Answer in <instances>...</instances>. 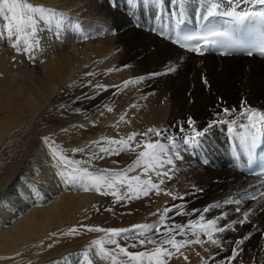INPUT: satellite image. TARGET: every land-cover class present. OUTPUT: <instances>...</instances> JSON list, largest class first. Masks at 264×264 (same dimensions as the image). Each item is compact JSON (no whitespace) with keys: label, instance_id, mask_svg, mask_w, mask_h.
I'll return each mask as SVG.
<instances>
[{"label":"bare ground","instance_id":"obj_1","mask_svg":"<svg viewBox=\"0 0 264 264\" xmlns=\"http://www.w3.org/2000/svg\"><path fill=\"white\" fill-rule=\"evenodd\" d=\"M38 1L42 2V0ZM66 1L73 13V16H70L71 21L65 25L66 29L71 27V30H67V40L72 32L75 33L76 13L81 10L83 12L79 16L82 18L83 33L100 34L102 25L95 21L101 20L100 12H103L104 25H110L116 32L128 25L125 23L122 12L118 10L117 2H121V0H114L116 3L114 10L109 8L108 1L110 2V0L87 1L80 7L78 6L81 0ZM139 5L146 9L142 3ZM197 8V0H191L187 5V14L183 19L191 22L199 21L196 15ZM143 9H141V13L138 11L133 13V20L136 26L140 27V31L127 28L125 32H119L116 43L111 44L110 48H107L104 40L93 42L92 38L84 33L83 38L87 37L88 43L71 47L68 60L57 58L59 52L56 47L55 29L47 30L48 26L45 24L38 27L37 35L40 45L37 50L38 66L35 68L24 71L12 69L7 57H4L3 50L0 49V73L2 74L0 79V113H2L0 116V146L4 142L10 141V146L14 150L9 161L0 167V183H3L0 188L5 189L0 195V260L6 259L9 255L21 256V250L31 244L30 249L33 251H29L23 257L21 264H36L42 261V258L34 257L37 253L38 243L43 239L48 241L51 237L56 239L72 227L80 228L82 225H86L88 218L92 220L91 216L96 212L93 208H97L98 212H101L100 222L103 224V228L117 227L115 222L111 223L112 225L109 227L104 223L107 213L103 209L109 205L108 196L100 195L95 191L84 192L78 187L71 189L65 187L56 176V169L50 163L49 149L42 142H39L30 154L26 151V147L20 146L24 139L19 137L17 130H21L22 125L28 121L32 114L43 110L49 104V100L56 95V92L65 86H70L72 94L77 92L79 95H85L82 101L72 104L71 110H81L82 116L76 117L75 122L78 126H84L81 132L85 133L89 140L98 138L97 136L101 133H110L112 137H115L112 127L123 135L126 131L130 132L129 134L143 133L151 127L161 130L171 127L174 138H180L176 147L182 159L175 161L172 179L165 178L166 182L161 187L173 195L183 196L184 199L174 201L172 196L164 195L163 192L159 195L153 193L148 197L136 199L134 204H130L131 208L129 209L132 217L135 218L134 221L139 224H158L159 215H152V213H156L157 210L163 212L166 204L184 205L189 212L192 209L202 211L205 206L226 200L229 197L255 195L256 199L246 198L239 205L241 211L255 210L251 222L242 227L238 226L237 231L222 234L221 243L225 246H233L229 243L230 241L250 234L251 238L242 245L243 252L237 257V261L239 264H264V195H262L264 182L257 178L247 177L241 172L247 157L240 147L239 137L244 134L245 130L233 126V131L229 133L227 130L229 126L226 124H215L211 128L208 127L210 122L218 119H232L239 113L242 101H246L247 105L253 108L264 110V59H259L256 56L220 58L212 55H202V58H197L182 52L171 44V40L174 39L173 29L170 30L166 26L167 19L164 20L165 34L161 35L159 30L162 27V22L156 17V9L147 8L153 10L152 22L145 16ZM91 14L94 16L93 19H89ZM109 22L111 23L109 24ZM152 29H157V31H152ZM129 30H132L133 33ZM74 39L76 40L75 37ZM130 45L132 46L130 47ZM117 48H121V58L128 59V62H132L131 59L134 61L131 73L129 72V75H125L123 78L130 76L127 81L143 78L145 85L158 84L155 95L151 96L152 103L147 101L146 106L141 104L137 98L140 90L134 88L135 83H130L125 87L122 78L105 83L108 90L94 89L90 92L89 87L92 84L83 88L86 82L92 81V78L87 75V70L90 71L95 67V64L100 60L98 57L104 56L105 58L107 53L111 54L113 50L117 51ZM130 48L131 56L128 53ZM136 55L139 57L141 55L142 58ZM190 61L199 64L194 69L190 68L191 71L189 68L182 70L183 64ZM170 68L172 71H169ZM109 69L107 68L105 71ZM153 73L156 75H151ZM12 75H16V77H12ZM200 75H204V79L210 81L214 87H228V90L236 96L234 104L236 113L209 122L193 121L192 126L187 124L189 118L193 120V117L201 115L199 114L200 108L208 102V97L204 95L200 82ZM112 83H116L115 89H109V84ZM78 84L82 86L79 91L74 87ZM85 97L90 98L86 99ZM105 105L111 106L113 111L108 112ZM142 114L148 116L147 121L144 122L139 118L130 122L133 117H139ZM121 115H125V121L117 123ZM204 118L205 116H201L198 119ZM93 121H95V126L89 127ZM181 126L185 132L180 131ZM193 128L196 130L207 129V131L204 136L196 138L199 143L186 145L184 139L192 137ZM150 137L159 139L153 134H150ZM13 139L16 141H12ZM142 139H144L142 136L136 137L137 141ZM146 139L148 138L146 137ZM237 155L241 157L240 166L235 159ZM195 158L198 160L195 161ZM136 174L131 173V175ZM153 179L158 178L153 177ZM33 185L38 186L39 196L34 194ZM200 189L202 191H199ZM236 207L237 205H225L221 209L213 208L205 215L206 218L212 219L217 217L221 211H226L228 219L220 221L221 224H225L230 220L239 219L240 214L233 211ZM199 215L200 212H197L195 216L169 214L172 219L167 220V223L184 224L187 220H195ZM123 220L122 227L130 226V222L128 224ZM52 233L56 235H50ZM95 234L98 233H92L93 238L98 239L100 235L95 236ZM220 236L221 234H217L216 237ZM182 238L177 237V239ZM188 238L191 239V236L189 235ZM201 240H205V238L201 236ZM58 241L56 247L54 246L55 248L53 247L49 251L50 255L56 257L54 264H82L85 251L70 253L69 247L74 245L73 242L82 246L83 240L75 239L69 242L58 239ZM202 245L193 244L182 249L184 255L189 257L188 261H185L183 256L176 254L169 264H202L201 257L207 258L205 253L209 248L212 250L214 247L207 241ZM200 246L204 249L201 250ZM205 249L207 251L204 252ZM99 251L98 246L89 248V258L93 259L95 264H109L106 258L102 259L93 255V252ZM221 255L215 261L216 264L230 256L231 251ZM117 264H121V262L117 261ZM209 264H212V261H209Z\"/></svg>","mask_w":264,"mask_h":264},{"label":"snow or ice","instance_id":"obj_2","mask_svg":"<svg viewBox=\"0 0 264 264\" xmlns=\"http://www.w3.org/2000/svg\"><path fill=\"white\" fill-rule=\"evenodd\" d=\"M130 8L134 11L139 4L147 9L149 7L156 9V17L161 20L162 27L159 30L164 35V20L168 21L166 25L170 30L176 25L183 22L187 14V5L191 0H127ZM197 17L200 22L201 32L199 34L182 35L177 33L174 43L178 44L190 52L198 55H205L209 51H217L220 55H230L233 50H239L244 54L251 56L254 48L264 55V0H197ZM218 18H223L224 23H217ZM0 23L3 27L0 30V36H6L12 40V47L18 52L26 54L30 59H35L34 52L39 49L40 40L37 35L40 24L47 25V30L55 29L54 35L59 38L60 33L68 23V18L54 8H47L43 5H34L29 0H0ZM245 25L258 27L261 32V40L254 47H248L238 39L234 33L238 28ZM77 27L78 26H74ZM157 31V29H152ZM87 38V37H85ZM171 39V36H169ZM195 41V43H191ZM169 71H172L170 68ZM91 75V74H87ZM155 76L156 74H151ZM143 78H137L136 81H126L125 87L130 83H136ZM206 83V81H205ZM99 90H107L106 85H91ZM86 99L90 97H85ZM79 98H77V101ZM74 101V102H77ZM65 105H60V109H65ZM108 112H112L111 106H104ZM79 113L80 109L74 110ZM236 109L224 108V116H232ZM103 115V112H101ZM218 116L220 114H217ZM125 121V115L119 117L117 123ZM95 126V121L92 122ZM187 124L192 126L193 120L189 118ZM215 124L228 125V131H233V126L244 129L245 132L239 137L240 147L247 157L250 164L255 154V150L264 143V110H259L247 105L246 101L241 102L239 113L232 119H218L210 122L208 127ZM80 127H83L81 125ZM68 131V129H62ZM181 132H185L183 126ZM193 135L185 138L184 143H199L196 139L205 135L207 129H192ZM150 134L159 139H152ZM137 136L147 137L148 139L136 140ZM42 142L48 147L51 165L56 169V176L60 182L67 188L78 187L84 192L95 191L104 196L111 195L114 202H127L142 197H148L155 193L156 195L163 192L164 195L172 196V199L183 200V196L173 195L162 189L167 180L172 179L175 171V161L182 159L177 147L175 138L168 134L167 129H158L156 127L148 128L145 132H133L127 137H102L100 140L89 142L88 148H97L92 151L86 160L73 159L77 153H85L86 148H74L71 154L65 153L64 150L51 140L50 137H43ZM143 149L137 153V149ZM122 153H137L136 159L122 169H101L92 171L91 163L95 159H103L104 155H121ZM103 154V155H99ZM240 166L241 157H235ZM114 163H119L114 161ZM131 173H137L131 175ZM264 175V173H262ZM153 177L158 179L154 180ZM34 194L39 196V188L33 185ZM199 191H202L200 189ZM264 195V193H262ZM256 199L255 195L229 197L223 201H217L212 205L205 206L203 210L192 209L189 212L184 205L173 203L165 205L163 212L157 210L152 215H159L158 224H135L130 228H101L98 226L82 225L89 232H105L108 235L107 244L114 245V249L105 248L104 242L93 241L94 246H99V252H93V255L100 258H106L109 264H117L116 251L128 257L129 264H169L174 255L183 256L185 261L189 257L184 255L182 249L190 247L193 244H203L205 241L210 242L217 248L223 249L221 243L222 234L229 231H237L238 226H243L251 222V217L255 214L254 209L241 211L239 205L245 199ZM225 205H237L233 211L240 214L239 219L230 220L225 224L220 221L228 219V213L221 211L220 214L212 219L206 218V213L213 208L221 209ZM111 211V209H107ZM197 212L200 215L195 220H187L184 224L167 223L172 219L169 213L175 216H195ZM159 225V226H158ZM78 229L72 227L69 234H77ZM221 234L219 238H214ZM55 236V233L50 234ZM189 235L191 239H189ZM201 236L205 240H201ZM177 237H183L177 239ZM250 234L240 236L229 243L233 244L231 255L224 258L219 264H232L237 257L243 252L242 245L250 239ZM131 241L130 244H121L120 240ZM228 242V241H225ZM144 248V251L129 252L128 248ZM151 246V247H149ZM207 251V249H205ZM199 256V253H197ZM201 257L202 264H216L215 257ZM82 264H95L93 259L89 258V252L83 253Z\"/></svg>","mask_w":264,"mask_h":264},{"label":"rangeland","instance_id":"obj_3","mask_svg":"<svg viewBox=\"0 0 264 264\" xmlns=\"http://www.w3.org/2000/svg\"><path fill=\"white\" fill-rule=\"evenodd\" d=\"M87 1H95V0H85L84 2L81 0V3L78 7L83 6ZM29 2L34 4V5H43L44 7H47V8L56 9L57 11L63 13L68 18V23L71 21L70 16L71 15L73 16L72 9L69 7V3L66 0H42V2H39L38 0H34V1H29ZM108 3H110L109 8L114 10L115 4H116L115 1L110 0V2L108 1ZM117 5H118V10H120L122 12V14L124 15V19L126 21L125 23L128 25L122 27L120 31L116 32L113 28L110 27V25L109 26L104 25L105 20L104 21L102 20V19H104V17H102L103 12H100L99 14H101V17H100L101 20L98 19L95 21H96V23L102 25L101 26L102 29L100 30L101 35L100 34L94 35V33H90V32H89V34H87L84 32L86 35H88L90 38H92L91 40L93 42H95L97 40H104V42L107 45V48H110L111 44L116 43L117 34L119 32H121V31L125 32L127 30V28H130V29L134 28L136 31H140V27L136 26L135 21L133 20V13H135V11H138V13H141V9H143V7L141 5H138L137 9H135L133 11L130 8L127 0H121V2L120 1L117 2ZM143 11H144L145 16H147L150 19V22H152V19L154 16L153 10L143 9ZM82 12L83 11L81 10V11L76 13L77 16L74 15V16H76V24L74 26H78V28L76 27L74 34H73V32L70 34V36L68 37V40H67V35H68L67 30L68 29L71 30V27L68 29H66L67 27H65L64 30L60 33L59 38L56 37L57 43L56 42L55 43H56V47H57L58 52H59L58 57H57L58 59L68 60L69 50L71 47H73V46L76 47V46H80L82 44H86L88 39L83 38L84 33L82 31V25H81L82 24V18H80V16H79L82 14ZM93 17H94L93 14H91L89 19H93ZM68 23H67V25H68ZM110 23L111 22H109V24ZM40 26H42V24H40L38 27H40ZM2 27H3V25H2V23H0V30H2ZM89 28H91V26H89ZM129 32L133 33L132 30H129ZM51 34L53 35V33H51ZM74 37L76 38V40L74 39ZM100 42H103V41H100ZM12 43H13V41L8 40L6 38V36H0V45H1L0 49H1V51L3 50L4 55H5L4 57H7L8 63L11 65L12 69H15L17 71H24V70H29L30 68H35L36 66H38L37 65L38 64L37 63L38 62L37 61V53H38L37 50L34 52L35 59H30L29 56L26 54H23V52L18 53L11 46ZM131 46L132 45H130V47ZM89 52L91 53V51H89ZM119 52H120V54H119ZM121 52H122L121 48L120 49L117 48V51L113 50V52L111 54L107 53V56L105 58H104V56H101L102 58L98 57V59H100V60H98V62L95 64V67L90 71L87 70L88 74H91L88 76H89V78H92V81L90 80V81L86 82L83 85V88L89 87V85H91V84L92 85H96V84L105 85V83H107V82L109 83L113 79L116 80V79L122 78V82H126L127 80H129L130 76H128L126 78H123V77L125 75L126 76L129 75V72L131 73L130 70H132L134 67V65H132V64H134V61L131 59L132 62H128V59L125 60L123 57L121 58V56H120V55H122ZM128 53L131 56V48H130ZM137 57H139V56H137ZM9 58H11L12 61L9 60ZM139 58H142V56L140 55ZM139 58H137L138 61H140ZM197 58H202V57H197ZM198 64H199L198 62H194V61L186 62L185 64H183L182 70H185L188 68L194 69L197 67ZM104 65H107V66H104ZM231 66H233V65H231ZM104 67H105V69H104ZM107 68H110V69L108 71H105ZM99 69H101V70H99ZM191 70L192 69H190V71ZM1 75L2 74L0 73V79L2 78ZM16 75H12V77L13 76L16 77ZM80 78H81V76H80ZM204 78H205L204 75H200V82L203 86L204 95H206V97H208V102H207V104L204 103V105L200 108L199 114H201V115L199 117H196V118L193 117L194 122H196V121L209 122V121L215 120L216 118L225 117L223 115V112H222V110L224 108H229V109H232L233 107L235 108L234 104L236 103V96L233 95L228 90V87H226V86L225 87L224 86L223 87H214V85H211L210 81L205 80ZM136 80L137 79H135V81ZM82 81H83V79H82ZM205 81H206V83H205ZM96 82H98V83H96ZM115 84L116 83L109 84L110 85L109 89H115L114 88L116 86ZM80 85L81 84L74 85V87L77 91H79L80 88L82 87ZM210 85H211V87H210ZM157 86H158L157 83H154L152 85H149V84L145 85L143 79L140 80L139 82H136L134 85V88H136V90H138V89L140 90V92L137 96L138 101L141 104H143L144 106H146L147 101L152 103L153 100H152L151 96L155 95V93L157 91L156 90ZM94 89H96V88L92 87V86L89 87L90 92L93 91ZM82 95H79L77 92H74L72 94L70 86H65L63 89H60L58 92H56V95L49 100V104H47L43 110L37 111L36 113L32 114V116L28 119V121H26L22 125V127L20 128L21 130H19V131L17 130L19 137H23V139H24V142L20 146L26 147L27 148L26 151L30 154L33 151V149L39 144V142H42L43 137H50L51 140L55 141L56 144H58L64 150V152L68 153V154H71V150L74 148H86L87 149V151L85 153H77L73 157V159L86 160L92 151L98 152L97 148H88L89 142L100 140L102 137H105V136L112 137V135L110 133H101L97 136L98 138H94V139L89 140L87 138L88 136L85 135V133L81 132V130L84 129V126L83 127L78 126L77 123L75 122V118L81 117L82 112L80 111L79 113H76V112H74V110L72 111L71 106L74 103V101H77V98H79L77 103L82 101V99L85 96L84 94H82ZM60 105H65L66 106L65 109H60L59 108ZM156 107H154V108H156ZM217 114H220V115L218 116ZM1 115H2V113H0V116ZM70 116L72 118L75 116L73 118L74 121L72 120V118ZM201 116H205V118L204 119H198ZM139 118H141V120L145 122V121H147L148 116L146 114H142L139 117L135 116L131 119L130 122L132 123ZM91 126L93 127V123L89 124V127H91ZM62 129H68V131H66V132L62 131ZM125 129H126V127H125ZM112 130H113V135L115 137L117 136V133H119L120 137H127V135H129V133H130V132L126 131V133H125L126 136H125V134L123 135L119 131H116L117 129H115L114 127H112ZM167 131H168L169 135H172L174 137V134H173L171 127H168ZM14 133H16V132H14ZM229 133H231V132H229ZM144 139H146V137H144ZM179 139L180 138H175L176 144H178ZM12 141H16V139H13ZM10 143H11L10 141L4 142L3 145L0 146V152L2 154L0 156V167L4 163L8 162L10 159V156L14 154V150L11 148ZM141 150H143V149L142 148L137 149V153ZM137 153H122L121 155H118V156L117 155H104L103 159L98 158V159H95L92 161L90 170L96 171V170H101V169H122L126 165L130 164L132 161H134L136 159ZM99 155H103V154H99ZM194 160L197 161L198 159L195 158ZM114 161H118L119 163H114ZM2 184L3 183H0V186ZM4 191H5V189L3 190V188H0V195ZM107 201H108L109 205L103 209V211H105L107 213L105 216L106 219H104V223H106L105 226L108 225V227H109L110 225H112L111 223H113V222H115L117 224L116 225L117 227H115V228H130L131 226H133L135 224H139L138 222L134 221L135 218L132 217V214L129 211V209L131 208L130 204L135 203L134 200L127 201V202H114V197H112L111 195H108ZM144 206H143V208H144ZM93 209H95L96 212L93 214V216H91L92 220L89 218H88V221L86 220L87 221L86 225L90 226V227L91 226H98V227L103 228V224L100 222L101 216H102L101 212H98L99 210L97 208H93ZM107 209H111V211H108ZM169 214H172V213H169ZM122 220L124 222H128V224L130 222V226L122 227L123 226ZM90 221H91V223H90ZM77 229H78V231H77V234H75V235L69 234V231H67V232L61 234V236L56 238V239H53V237H51L50 240H48V241H46V239L41 240L36 247L37 253H35L34 257H39V258H42L43 260L39 261L36 264H54L56 262V257H53V255H50L49 251L56 245V242H59L58 239L68 240L69 242H71L75 239H78V240L80 239L81 241L83 240L82 246H80L81 244L78 245V244H76V242H73L74 245L69 247L70 253H81L84 251H88L89 248L95 247L92 242L97 241V240L104 242L105 248H110V249L115 248L114 245L107 244V239H108L109 234L105 235V232H97L98 234H95V236L96 235L97 236L100 235V236L98 239L97 238L95 239V238H93L94 236L92 235V233H96V232H89L84 227H80ZM82 236H84V237H82ZM120 243L122 245L123 244H130L131 241H124L123 239H121ZM30 245L31 244H28L25 248H23L21 250L23 256L22 255L21 256H16V255L10 256L9 255L6 257V259L0 260V264H21V261H23V259H24L23 257L26 256L29 253V251H33L30 249ZM202 246H204V245H202ZM202 246H200L201 250L204 249ZM213 246H212L213 249L211 250L209 248L208 252L205 253V256L208 258L212 254H217L215 257V261L220 256H222L221 254H225L226 252L231 251V249L233 247L232 245L231 246L230 245H228V246L223 245L224 249L221 250L220 248H217V246H215V245H213ZM99 250H100V247H99ZM144 250H145L144 248H141L139 246L136 248H132V247L128 248L129 252H139V251H144ZM204 252H205V250H204ZM204 252H202V253L204 254ZM52 253H54V252H52ZM116 259H117V261L121 262V264H129L128 257L124 256L122 253H119L118 250L116 251ZM170 261H172V260H170ZM209 261H211V260H209ZM232 264H239V263L237 260H235L232 262Z\"/></svg>","mask_w":264,"mask_h":264}]
</instances>
